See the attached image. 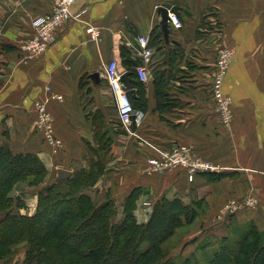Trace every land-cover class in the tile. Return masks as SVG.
<instances>
[{
    "label": "crops",
    "instance_id": "0c3cea01",
    "mask_svg": "<svg viewBox=\"0 0 264 264\" xmlns=\"http://www.w3.org/2000/svg\"><path fill=\"white\" fill-rule=\"evenodd\" d=\"M228 1L229 5L224 0H76L71 11H86L58 28L56 41L44 56H38L25 48L36 36L33 22L51 13L59 1L0 0V147L37 154L53 182L61 170L72 173L75 167H89L87 156L90 146L98 150L100 124H114V144L119 150L112 160L104 161L105 172L96 183L101 190L95 193L97 200L110 195L121 208L133 193L134 213L145 223L152 212L144 207L146 200L182 197L195 207L201 203L196 207L200 219L192 235L219 240L229 234L231 225L246 224L264 235L263 48L255 26L248 27L241 18L236 21V1ZM163 2L190 12L184 13L182 28L172 27L170 37L178 44L156 37L161 28L157 10ZM211 6L220 9L224 24L233 20L224 41L235 44L234 62L224 81L235 114L230 128L222 124L209 93L219 46L214 38L203 42L196 36L202 14ZM89 27L101 29L99 40L91 38ZM139 35L149 36L153 46L163 44L176 50L171 52L173 66H161L162 53L158 52L149 66V82L134 84L144 117L140 125L127 127L118 121L105 68L111 60L123 71L141 64ZM155 68H171V89L166 96L157 90ZM94 73H98L95 79ZM39 103L51 113L62 148H52L38 127ZM180 143L192 145L217 166V172L196 175L192 182L180 168L150 175L142 172L148 156ZM245 196H255L258 204L242 207L226 221L215 223L226 204ZM0 264L5 263L0 260Z\"/></svg>",
    "mask_w": 264,
    "mask_h": 264
},
{
    "label": "trees",
    "instance_id": "16d2710c",
    "mask_svg": "<svg viewBox=\"0 0 264 264\" xmlns=\"http://www.w3.org/2000/svg\"><path fill=\"white\" fill-rule=\"evenodd\" d=\"M164 58L162 53L161 66H173L172 60L167 63ZM155 69L157 90L166 96L171 89V68ZM131 70L134 84L142 83ZM104 127L97 133L100 149H94L99 159L92 158L89 167L80 166L67 179L42 189L37 210L31 216L12 211L8 188L23 175L38 179L47 172L46 166L37 154L14 153L0 147V248L8 253L26 244V264H264V235L252 224L231 225L228 235L205 240L199 247L200 257L195 252L175 262L169 243L198 215L196 207L182 197L161 198L145 223L135 217L133 193L121 210L110 195L97 202L90 188L104 174L103 158L113 142ZM21 205L19 201L17 206ZM4 257L0 253V259Z\"/></svg>",
    "mask_w": 264,
    "mask_h": 264
},
{
    "label": "built area",
    "instance_id": "2783aa9c",
    "mask_svg": "<svg viewBox=\"0 0 264 264\" xmlns=\"http://www.w3.org/2000/svg\"><path fill=\"white\" fill-rule=\"evenodd\" d=\"M58 1L59 2H57L51 13L36 18L33 22L36 28L35 30H37L36 36L25 46V48L30 50L33 54L44 56L50 45L56 41L58 28L72 19L79 18L84 11H86V9L80 13H73V11H71V7L76 0ZM169 16L171 18L170 24L173 28L180 29L184 26V20L178 18L174 13L170 12ZM89 30L92 39L99 40L101 38L100 28L89 27ZM137 40L140 45L138 54L141 56L142 63L134 67V71L137 75V79L146 84L150 79L149 66H151L155 54L161 50H158L159 46L156 47L151 44L149 36L139 35ZM232 54L233 53L227 49L221 52L217 62L213 93L211 94L219 114V119L224 124H228L233 117L230 97L223 92V82L232 60ZM118 67V62L116 60H111L105 68L106 78L116 98L118 120L120 124L127 127L132 124L140 125L144 117V111L138 109L136 105H133L124 87V83L121 82L122 76L130 70L123 71ZM58 98H61V96L58 95ZM38 111V127L44 132L49 144L52 147L58 148L57 146L62 142L56 139L53 134L54 123L51 113H49L44 103L38 104ZM173 168L182 169L191 182L194 181L196 175L215 173L218 170L217 166L212 161L197 154L191 145L180 143L170 146L169 149L162 150L160 154L148 156L143 172L150 175L154 172H166ZM150 204V200L144 202V206H151ZM257 204L258 200L255 196H245L235 199L224 206L218 219L221 222L226 221L238 209L246 206H256Z\"/></svg>",
    "mask_w": 264,
    "mask_h": 264
},
{
    "label": "rangeland",
    "instance_id": "374dc122",
    "mask_svg": "<svg viewBox=\"0 0 264 264\" xmlns=\"http://www.w3.org/2000/svg\"><path fill=\"white\" fill-rule=\"evenodd\" d=\"M224 1L227 2V4L229 5V1L228 0H224ZM235 1H236V4H235L234 9H236V14H235L236 15V21H239L240 18H241V19H243V23L247 22L249 24L248 27H250L252 24L255 26L256 35H258L260 43H261V46L263 48V50H262L263 58H261V64L260 65L262 66L263 72H264V0H235ZM220 18H221V13H220V9L217 6H211V7L206 8L204 10L203 14H202V20H200L199 28L197 29V35H196L197 38L204 39L203 42L207 41L208 37H210L212 40L214 38L215 39L214 41H216L215 44L216 45L218 44L219 49H220L219 52H218L216 61L214 63L215 68H214V73H212V78H211L212 82H211V85H210V88H209L210 96L213 93V87H214V82H215V74H216V71H217V62H218V58H219L221 52L224 49H227V50H230L233 53L232 54L231 63L234 62V58H235V50H234L235 49V44H234V42L233 43L224 42L225 39L227 38V36L229 35V32H231V30L230 31L228 30V32H227V25L230 28L229 22H232L233 20L231 21L229 19V21L226 22V24H224L222 19H220ZM183 19H184V16H183ZM170 27H172V26L170 25ZM203 28L205 30L207 29V31L202 32ZM171 30H172V28H171ZM171 40L175 41L174 44H178V41L176 39L172 38ZM161 45L164 46L163 44H160L159 46H161ZM175 48L176 47L166 48V49L171 51V50H173ZM231 63L229 65L228 69H227V73L225 75V78L229 75V70H230V67L232 66ZM261 75H262V73H261ZM263 76H264V73H263ZM224 81H225V79H224ZM263 83H264V81H263ZM262 88L264 90V84L262 85ZM223 90H224V82H223ZM226 95H228V94H226ZM228 96L230 97L231 104H232V97L230 96V94ZM231 108H232V105H231ZM113 109H115V108H113ZM232 110H233V108H232ZM234 118H235V114H234V110H233V117L231 118V121L228 124H224V123H222V124L230 128L232 126L233 122H234ZM113 119L115 121V118H113ZM112 123H114V122H112ZM110 125H114V124H110ZM121 125H123V124H121ZM102 126H103V123L100 124V127H102ZM107 126H105V128ZM115 129H116V127H115ZM104 132H105V130H104ZM106 133L108 134V132H106ZM53 134H54L56 139H58L60 142H62L60 140V138H58L56 136L55 131H54ZM44 137H45V135H44ZM45 139H46V137H45ZM46 141L48 142L47 139H46ZM115 142H117V140L116 141L113 140V142H111V144L109 145V151H107L108 155L103 158L104 161L105 160H112V157L117 154V152H118L117 150H119L118 149L119 147H117L114 144ZM48 144H49V142H48ZM57 147L58 148H62L63 147V143H60V145L57 146ZM52 148L57 149L56 147H52ZM96 148L100 149V145L99 144L96 145ZM192 148L194 149L193 146H192ZM94 149L95 148H92L90 146V152L91 153H88L89 154L87 156L88 158L92 159L93 154L96 155L94 153ZM165 149H169V147L165 148ZM162 150H164V148ZM161 151L159 152V154L161 153ZM99 153L100 152H97L98 155H99ZM101 154H103V152H101L100 155ZM200 156H202V155H200ZM90 164H91V162H90ZM78 167H75L74 171ZM143 170H144V168H143ZM74 171L71 173V171H69V170L67 171L66 170L65 174L58 175V178L56 180H54L53 182H49V180H48V170H47V172H45V174H43L42 176L41 175L39 176L38 179H40V181H38L37 178H33L32 176H25V175L20 176L17 179V181L14 182L13 186L8 188V190L10 189V192L8 193L9 202H10V208L12 209V211L18 212L20 214L30 215V216L34 215L36 210H37V205H38V199H39L40 191L42 189L46 188L47 186L56 184L57 181H61L63 179H67L68 177H70L74 173ZM90 189H92L93 192H94V198L96 197L95 193L99 192L98 194H101L100 187L97 186V185H94V187H91ZM104 196L105 195H101L100 197H98V200L96 199L97 202L100 199H102L101 197H104ZM193 196H196V195L192 194V197ZM14 198H17V200L16 199L14 200ZM26 200H29V201H26ZM35 200H37V202H36V204H33L35 202ZM159 200H157L156 202L150 200L151 201V204H150L151 206H146V208L147 207L151 208L152 212H153V209H154L156 203ZM19 201L22 203V205L18 207L17 203ZM28 204H30L31 206H28ZM197 206L201 207V203L200 204L197 203L196 207ZM121 208H119V210H121ZM197 210H198V215H199V209H197ZM121 212H119L118 218L120 217ZM198 215H197V217L194 219V221L191 224H188L184 228L180 229V231L177 232V234L171 239V242L169 243V246L172 247L170 249V257L174 258L175 262L178 260L179 257L186 256V255L189 256V255H191V253L195 254V252H197L196 255L199 256V253H198V252H200L199 247L202 244L205 243V240L208 239V236L205 237V236H201L200 234H196V235L190 234V232H192L191 230L192 229L194 230V227H196V225H198V223H199L200 217ZM135 217H136V215H135ZM218 222L221 223V221H219V219L217 218L215 220V223L217 224ZM184 238H186V239H184ZM26 250H27V245L26 244L20 245L16 250L12 249L8 253L5 251V249H3L1 247L0 248V253L5 254V257L3 259H0V260H3V262L5 264H26V262L24 261ZM202 263H200V264H202Z\"/></svg>",
    "mask_w": 264,
    "mask_h": 264
},
{
    "label": "water",
    "instance_id": "95a60500",
    "mask_svg": "<svg viewBox=\"0 0 264 264\" xmlns=\"http://www.w3.org/2000/svg\"><path fill=\"white\" fill-rule=\"evenodd\" d=\"M159 14L161 15V28L158 30V33H156V37L158 38V36H163L162 39H164V41L166 43H170L172 42L170 34H171V27H170V16L169 13L172 12L174 13L178 18L183 20V15L184 13L186 14H190V12L184 8L181 5H173L171 3L168 2H163L162 4H160L158 10ZM175 42V41H173ZM158 50H162L165 54V58L164 61H166L167 63H169L170 61V53L171 51L164 48V46H159ZM98 77V73H94L92 74V78H97ZM124 83V87L127 90V94L129 95V97L131 98V101L133 103V105H136V99H137V94H136V89L134 88V82L135 79L132 77V71L126 72L123 76H122V81ZM115 126L114 125H108L105 128V132H108V138H111L112 140L116 141L117 137L115 134ZM66 170H61L60 171V175L61 174H65Z\"/></svg>",
    "mask_w": 264,
    "mask_h": 264
}]
</instances>
